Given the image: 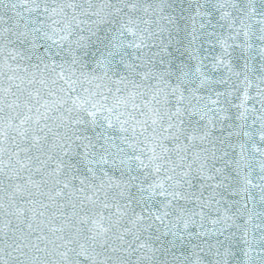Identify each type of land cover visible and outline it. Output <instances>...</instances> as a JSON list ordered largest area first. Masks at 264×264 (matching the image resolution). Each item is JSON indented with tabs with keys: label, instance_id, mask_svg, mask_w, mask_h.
Instances as JSON below:
<instances>
[{
	"label": "snow or ice",
	"instance_id": "obj_1",
	"mask_svg": "<svg viewBox=\"0 0 264 264\" xmlns=\"http://www.w3.org/2000/svg\"><path fill=\"white\" fill-rule=\"evenodd\" d=\"M0 264H264V0H0Z\"/></svg>",
	"mask_w": 264,
	"mask_h": 264
}]
</instances>
